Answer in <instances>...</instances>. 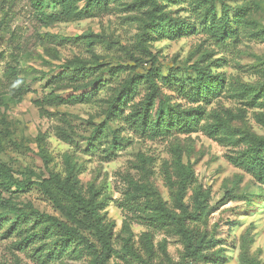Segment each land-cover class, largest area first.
Masks as SVG:
<instances>
[{"label":"rangeland","instance_id":"rangeland-1","mask_svg":"<svg viewBox=\"0 0 264 264\" xmlns=\"http://www.w3.org/2000/svg\"><path fill=\"white\" fill-rule=\"evenodd\" d=\"M41 1L0 0V166L17 179L43 181L64 177L75 163L78 189L92 199L111 239L107 264H206L185 256L181 232L144 218L160 214L144 209L153 199L184 217L196 192L205 206L184 217L185 228L213 238L210 252L220 254V264H264V184L229 160L251 147L253 135L264 136V0H217L215 12L211 0H159L151 27L148 0H69L73 11L62 16L56 0ZM224 5L227 31L206 32L213 18L220 22ZM151 68L191 131L153 136L136 129L133 105L151 90L144 83L135 92L122 87ZM198 69L208 82L198 80ZM168 75L178 80L173 89ZM119 90V106L132 95L112 120ZM180 164L194 171L181 197ZM7 203L67 220L37 183L17 188L0 178V213ZM3 217L0 264H97L83 244L41 230L34 215L20 229H10L14 213ZM78 217L98 222L89 211ZM83 232L101 251L96 231ZM28 233L35 235L20 245Z\"/></svg>","mask_w":264,"mask_h":264},{"label":"trees","instance_id":"trees-1","mask_svg":"<svg viewBox=\"0 0 264 264\" xmlns=\"http://www.w3.org/2000/svg\"><path fill=\"white\" fill-rule=\"evenodd\" d=\"M59 4L62 5V12L59 13V16L64 14H69L73 11V8L70 6L69 0H56ZM152 8L150 10V20L148 26H155L156 22V12L159 10V0H148ZM216 1L211 0L209 2V12H215L216 10ZM45 2V0H42ZM223 14L221 16L220 22H215L214 18L212 23L205 26L206 32H214L223 37L226 29V24L230 22V17L228 14V9L224 5ZM57 15H48V17L57 18ZM172 25V20L168 25ZM175 26H180L184 29L187 28L186 24L183 22H176ZM146 31V29H145ZM1 56V53H0ZM94 68H91L90 71L94 72ZM198 74L200 76L199 81L208 82L209 79L203 77L202 73L198 69ZM159 73L156 69L151 68L150 71L146 74H138L128 79L123 85V91L129 90V92H135L137 86L140 83L147 85V88L151 91L147 94L146 98L143 99L142 103L134 104L132 108V113L130 115L133 118V123L136 126V129L142 131L143 133H152L153 136H160L162 134H170L171 130L177 129L179 132H189L191 131V122L187 119L179 118L177 111H174L171 106L167 103L169 95L162 93L159 90V85L155 82V76ZM74 78V77H73ZM85 80V79H84ZM164 81L167 82L170 89H173L174 82L178 83V80L172 79L170 75L164 78ZM90 83H84L82 87L89 86ZM132 90V91H131ZM120 94L113 98L111 102V107L109 108V119L114 120L111 114L124 113L120 108L122 105H126V97L131 96L132 94L126 95L120 101L119 106V96L123 94L122 90H119ZM257 92V91H256ZM118 112H114V110ZM105 122L101 123L97 128L101 130V127ZM217 125H210L209 130L211 135H215L218 132ZM116 144V140L113 142ZM45 159L48 158L46 153H43ZM229 160L236 167L246 170L251 173L258 181L264 184V136L253 135L252 136V145L250 148L245 150L240 155L230 156ZM179 181H176L178 186V195L183 196L188 190L189 185L193 182L194 171L190 165L180 164L179 169ZM79 170L76 167V164L69 162L68 172L64 177L59 174H55L49 180L44 179L43 181H31L29 180H20L15 178L11 172L10 168L6 165L0 166V178H4L5 182L14 185L17 188L27 186L29 184L37 183L43 193L54 203V205L60 210L61 214L67 219L62 220L59 217L48 214L41 213L39 210L33 208L31 205L26 207H18L7 203L6 211L0 213V227L3 226L5 221L4 215L7 213H14L15 218L11 221L10 229L21 228L22 222L29 218L30 216L35 217L38 225H41V230H50L56 229L61 233V239L65 243H71L74 240L77 244H83L91 252L96 254V263L97 264H107L106 262L113 253V248L111 246V239L106 233L102 218L98 211L95 210V207L91 205L92 199L86 200L85 196L78 189L79 184ZM94 193V192H93ZM206 199L202 198L199 192H196L195 196V205L192 211L185 210V216L192 217L194 214L199 213L203 210L205 206ZM183 208V207H182ZM146 210H154L160 212L158 215H146L144 218L150 220L151 225H163L168 226L170 229H175L182 233L183 238L186 244L185 256L191 258L202 257L206 264H220L221 256L218 252L212 251V243L215 242L212 237L208 238L207 232H202L199 229H190L185 228L184 217L178 214H173L168 211L166 205L162 199H153L148 201L145 205ZM81 210L84 212H91L96 216L97 223H87L83 218L78 217V214L81 213ZM156 212V213H157ZM8 221V219L6 218ZM41 222V224H40ZM94 229L99 235L102 249L98 251L96 245L84 234L83 230ZM32 235L35 233H28L25 238H23L19 244L26 245ZM203 249V250H202ZM207 249V252H203ZM243 260H249L248 257L243 258ZM251 262V259L249 263ZM251 264V263H250ZM254 264V262L252 263Z\"/></svg>","mask_w":264,"mask_h":264}]
</instances>
